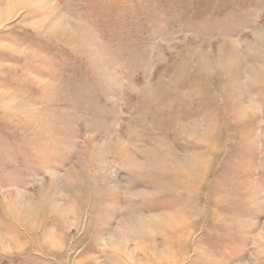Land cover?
Wrapping results in <instances>:
<instances>
[{"label": "rangeland", "instance_id": "1", "mask_svg": "<svg viewBox=\"0 0 264 264\" xmlns=\"http://www.w3.org/2000/svg\"><path fill=\"white\" fill-rule=\"evenodd\" d=\"M0 264H264V0H0Z\"/></svg>", "mask_w": 264, "mask_h": 264}]
</instances>
